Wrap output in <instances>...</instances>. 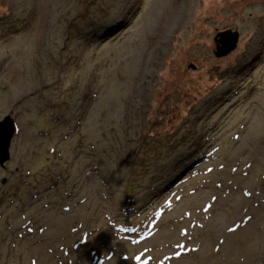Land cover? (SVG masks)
<instances>
[{
    "label": "rangeland",
    "instance_id": "obj_1",
    "mask_svg": "<svg viewBox=\"0 0 264 264\" xmlns=\"http://www.w3.org/2000/svg\"><path fill=\"white\" fill-rule=\"evenodd\" d=\"M6 116L0 264H264V0H0Z\"/></svg>",
    "mask_w": 264,
    "mask_h": 264
},
{
    "label": "water",
    "instance_id": "obj_2",
    "mask_svg": "<svg viewBox=\"0 0 264 264\" xmlns=\"http://www.w3.org/2000/svg\"><path fill=\"white\" fill-rule=\"evenodd\" d=\"M238 41L239 34L231 30L216 34L214 38V43L216 44L215 58L227 57L235 51ZM15 134L16 127L13 119L10 116H6L0 121V167H4L10 160V146ZM2 183L4 184L5 180Z\"/></svg>",
    "mask_w": 264,
    "mask_h": 264
},
{
    "label": "bare ground",
    "instance_id": "obj_3",
    "mask_svg": "<svg viewBox=\"0 0 264 264\" xmlns=\"http://www.w3.org/2000/svg\"><path fill=\"white\" fill-rule=\"evenodd\" d=\"M163 29H165V27Z\"/></svg>",
    "mask_w": 264,
    "mask_h": 264
}]
</instances>
